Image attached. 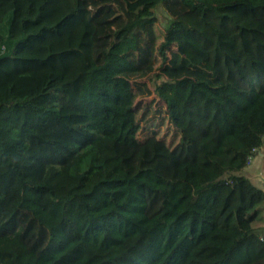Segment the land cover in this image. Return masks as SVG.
<instances>
[{
    "label": "trees",
    "instance_id": "obj_1",
    "mask_svg": "<svg viewBox=\"0 0 264 264\" xmlns=\"http://www.w3.org/2000/svg\"><path fill=\"white\" fill-rule=\"evenodd\" d=\"M207 14L264 0H0V264H264V70L218 72Z\"/></svg>",
    "mask_w": 264,
    "mask_h": 264
},
{
    "label": "rangeland",
    "instance_id": "obj_2",
    "mask_svg": "<svg viewBox=\"0 0 264 264\" xmlns=\"http://www.w3.org/2000/svg\"><path fill=\"white\" fill-rule=\"evenodd\" d=\"M155 13L157 23L162 28H167L172 17L166 12L161 2H157ZM198 28L202 40L211 50L213 66L227 80L243 87L246 86L252 74L264 70L263 22L252 21L235 14L225 19L216 14H207L198 23ZM149 84L152 86V81ZM152 98L156 99L157 105L163 104L155 93L144 98L143 101L148 103ZM150 156V162H158L161 171L166 172L169 177H174L166 161L156 155ZM263 164L264 140L263 145L254 151L243 174L257 173Z\"/></svg>",
    "mask_w": 264,
    "mask_h": 264
},
{
    "label": "water",
    "instance_id": "obj_3",
    "mask_svg": "<svg viewBox=\"0 0 264 264\" xmlns=\"http://www.w3.org/2000/svg\"><path fill=\"white\" fill-rule=\"evenodd\" d=\"M249 181L264 193V164L257 173L243 174ZM257 180V181H256Z\"/></svg>",
    "mask_w": 264,
    "mask_h": 264
}]
</instances>
